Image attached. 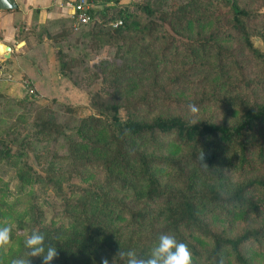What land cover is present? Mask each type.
Wrapping results in <instances>:
<instances>
[{
  "label": "trees",
  "instance_id": "trees-1",
  "mask_svg": "<svg viewBox=\"0 0 264 264\" xmlns=\"http://www.w3.org/2000/svg\"><path fill=\"white\" fill-rule=\"evenodd\" d=\"M88 1L102 5L93 6L89 20L77 28L71 16L30 24L45 31L59 73L69 79L76 65L89 62L86 52L77 48L80 40H88L94 49L117 47L119 62L108 67L110 61L101 60L93 65L96 72L92 73L108 81L114 90L112 99L93 92L90 105L95 114L78 117L71 104L53 98L51 105L37 106L22 131L13 122L0 133V161L17 168L21 188L46 186L59 197L63 212L59 223H45V208L34 193H29L16 218L0 209V227L9 226L12 237L14 228L7 223L12 217L19 234L17 244L26 252L28 236L33 231L44 234L45 247L53 243L57 248L58 257L52 264H102L100 255L105 253L114 264H121L119 250L145 256L165 233L188 246L192 264H254L245 250L264 254V98L257 103L264 95V50L253 42L254 36L264 42V0H258L255 7L241 5L238 0L233 4L230 0H208L209 4L206 0H185L179 8L170 9L152 0ZM136 12L147 17L139 26L133 19ZM18 20L13 23L16 28L26 25ZM194 24L202 30L190 31ZM137 26L143 34H130ZM72 31L78 32L73 42L78 40L71 55L66 48ZM157 33L169 38L164 49L174 35L183 37L181 43L195 65L202 60V67L209 68L219 80L197 93L194 85L198 81L188 77V68L171 73L166 80L153 68L145 75L141 58L148 55V47L143 42ZM45 39L37 36L39 44ZM233 40L237 44H229ZM18 59L23 70L33 65L34 58L26 48ZM252 66L255 75H251ZM35 69L40 77V69ZM16 72L18 78L23 74L30 79L27 86L32 90L31 76L14 69ZM144 75L151 79L149 84L140 82ZM134 79L140 81L134 94H128ZM71 82L78 84L75 79ZM184 89L192 95H177ZM246 98L251 99L250 106ZM189 104L198 109L215 106L227 112L238 110L240 114L234 122L226 123L212 117L196 119L158 111L161 105L190 111ZM33 139L62 142V151L49 154L47 148L45 153H34L40 171L30 155L35 152ZM168 146L172 149L163 153ZM87 171L91 175L98 172L101 184L74 180L85 178ZM232 173L238 177L233 179ZM114 187L136 194L147 205L160 206L154 219L161 222L150 219L144 225L151 218L147 211L112 193ZM8 193L0 186L1 195ZM1 195L0 207H11ZM206 204H210L209 217L214 220L231 224L244 216L252 224L228 234L205 219ZM121 221H127L132 229ZM14 257L13 251H1L0 264H11ZM29 261L42 264L40 257H29Z\"/></svg>",
  "mask_w": 264,
  "mask_h": 264
},
{
  "label": "rangeland",
  "instance_id": "rangeland-1",
  "mask_svg": "<svg viewBox=\"0 0 264 264\" xmlns=\"http://www.w3.org/2000/svg\"><path fill=\"white\" fill-rule=\"evenodd\" d=\"M141 1V0H135ZM147 2V0H142ZM157 2L164 9H170L172 7L179 8L184 3L185 0H152ZM210 1V0H209ZM216 3V0H211ZM241 5L255 7L259 4L258 0H238ZM206 4L208 0L205 1ZM102 5V3H99ZM134 21L138 23V26L142 23H145L147 17L139 12H136L134 15ZM262 25V24H259ZM136 27L133 31H130V34H143V30H140L139 27ZM0 27H1V19H0ZM207 28V27H206ZM204 28V29H206ZM72 29V28H70ZM190 31L202 30L198 25L194 24L190 27ZM50 31H56L54 28H50ZM8 32V31H7ZM74 32V31H72ZM12 39L10 41L4 40L3 30L0 28V42L3 45H8L11 47V55L8 58H5L4 54L8 53L5 49L0 53V133H3L6 128L11 125L13 122L19 131H22L26 128L34 115L37 106L51 105L52 99H56L60 103H69L73 106L75 116L85 117L91 114H95V110L90 105V97L91 94L95 91H100L101 94L106 99H112L111 94H113V88L109 86L108 81L105 83L103 77L99 74L98 76H93L92 73L96 72V68L93 66L94 64H98L101 60L110 61L108 64L112 67V63L114 61L119 62L120 57L117 54V47L115 46H103L99 49H94L90 46V42L86 39L80 40L81 44L77 47L82 52H86L89 62L87 64L76 65L73 72L70 73V79L68 77H63L59 73V69L57 67V63L55 64V59L51 53V49L49 48L50 42L48 37L45 36V31H42L39 25L34 24H22L18 28L10 30L8 32ZM78 34V32L72 33V36L68 39L66 48L67 53L73 54V42L74 37ZM37 36L40 37L42 41L41 44L38 43ZM184 38L178 35H174L170 40L169 44L164 49V45L168 39H164V37L160 34H154L152 40L145 38V42H143L144 46H147L148 55L143 56L141 58L142 67L146 70L145 75H150L149 68H153L159 72L160 75L163 76V80L168 79L171 73H177L180 70L187 69V75L192 80H197L198 83L195 86L197 93L200 91L206 90L211 82L215 84L219 78L212 73H209V68L202 67V60L199 62V66L195 65L191 58L187 55V51L184 49V45L181 43ZM226 43L228 41H225ZM237 42L233 40L229 42V44H233ZM254 45L260 47L264 50V42L261 37L254 36L253 37ZM72 43V44H71ZM170 47V49H168ZM25 49L30 51V54L34 58L32 62L33 65L27 66V70H23L21 65V59H18V55L21 49ZM150 56V58H149ZM200 56V55H199ZM248 58V57H247ZM7 59H12L13 61H7ZM249 64L253 63L250 59H248ZM39 68L40 77L37 75V71L35 68ZM14 69H18L23 71L24 73H28L32 78L33 89L29 91V87L27 83L30 82V79L21 75V78H18L19 72L13 73ZM85 69H89L90 71H86ZM251 75L256 74L255 66L251 67ZM213 72V71H212ZM258 73V71H257ZM143 76L140 80H136L131 82V90H127L128 94H134L136 85H138L139 81L143 84H149L151 79L147 76ZM14 76L16 78H14ZM71 79H75L78 84L74 85L71 82ZM31 83V82H30ZM182 84L181 86H183ZM143 86V85H141ZM180 86V87H181ZM138 88V87H137ZM211 89V88H210ZM177 95H181L184 98L192 95V91L189 89H184L177 93ZM264 98L259 97L257 103H260V100ZM122 99V98H121ZM251 99L246 98V105H251ZM158 111L169 112L171 114H185L187 116L193 115V118H206L212 117L217 120V122L225 121L226 123L234 122L240 111H225L217 109L215 106H206L201 109H198L196 113H192L191 111L181 110V109H169L165 106H159ZM59 119L65 120V117L62 114L57 115ZM25 132V131H24ZM23 135V134H22ZM62 142H55L53 140L45 141V140H32V146L35 149V152L31 153L32 164L37 170H41L40 164H37L35 159L33 158L34 153H41L42 151L45 153L49 151V154H52L55 151H62ZM172 149V146L166 147L162 152H168ZM45 164L43 163V166ZM17 168L15 166L10 165L6 161H0V186L6 187L9 191L7 195H1L2 198L8 203L9 206H1V210H5L9 213H12V217L16 218L17 211L22 210V205L25 201L26 195L29 193H34L37 196V200L42 206L45 208L44 221L45 223H59L62 219V209L60 207V199L59 197L51 190H49L44 185H35L30 186L27 185L24 189L21 188L19 181L16 179ZM90 171L85 173L86 177L81 179L76 177L74 180L78 181L80 184H87L89 182H93L94 184H101L102 176L96 172L93 175L90 174ZM231 177L233 179L237 178L238 175L236 173H232ZM87 178H89L87 180ZM115 195L124 198L132 207L139 208L142 207L145 211H147V215H150L151 218L144 222V225L150 219H153L157 222H161L160 220L154 219L158 216V210L160 206L157 205H147L143 199L136 194H132L129 192L120 191L119 188H112ZM19 199V202H18ZM44 199V200H43ZM94 205H97L98 202L96 199H91ZM211 210L210 204H206L205 206V219L211 221V224L217 229H225V232L228 234H235L242 228L248 227L251 225V221L247 219V217L238 216L235 221L231 224L228 222H222L220 220H214V218L209 217V213ZM9 219L7 222L10 224L13 230V236L11 237L10 243L4 248H0V253L5 252L6 254H10L11 251L14 252V256L18 257L19 255L25 256L26 251L20 248L17 244L18 239V231L16 229V225L14 221ZM164 217V214H162ZM120 223H124L131 230L132 227L127 225V221H121ZM247 255L251 257V260L254 264H264V254H259L256 250L250 248L245 250ZM15 258V257H14ZM36 259L38 257H32ZM100 258L103 260L106 258L109 261V264H114L111 257H109L106 253L101 254ZM117 264V262H115Z\"/></svg>",
  "mask_w": 264,
  "mask_h": 264
},
{
  "label": "clouds",
  "instance_id": "clouds-1",
  "mask_svg": "<svg viewBox=\"0 0 264 264\" xmlns=\"http://www.w3.org/2000/svg\"><path fill=\"white\" fill-rule=\"evenodd\" d=\"M7 2V0H5ZM192 113H196L198 108L194 104L188 105ZM206 166V165H205ZM11 228L9 226L0 227V248H4L11 241ZM27 249L26 257L20 256L11 260V264H30L29 257H40L42 264H52L58 257L55 244L48 243L45 247L44 234L33 231L24 241ZM121 264H192V254L188 246L178 241L174 235L161 234L157 243L145 256H138L135 251H120L117 253ZM102 264H109L108 259H104Z\"/></svg>",
  "mask_w": 264,
  "mask_h": 264
},
{
  "label": "crops",
  "instance_id": "crops-1",
  "mask_svg": "<svg viewBox=\"0 0 264 264\" xmlns=\"http://www.w3.org/2000/svg\"><path fill=\"white\" fill-rule=\"evenodd\" d=\"M15 2L17 5L15 10H11L10 12L9 10H0V28L3 30L4 40L6 41L12 39V36L8 32L16 29V27L13 26L15 18H19L18 21L26 24L33 22L42 24L50 19L68 18L72 11V7L68 4V0H15ZM93 6L100 5L96 3L92 5V7ZM0 45L3 44L0 42ZM19 53H23V48Z\"/></svg>",
  "mask_w": 264,
  "mask_h": 264
},
{
  "label": "built area",
  "instance_id": "built-area-1",
  "mask_svg": "<svg viewBox=\"0 0 264 264\" xmlns=\"http://www.w3.org/2000/svg\"><path fill=\"white\" fill-rule=\"evenodd\" d=\"M68 4L72 7L70 16L74 19L73 25L75 28L89 20V11L92 8V3L88 0H68ZM119 23H115V26Z\"/></svg>",
  "mask_w": 264,
  "mask_h": 264
},
{
  "label": "water",
  "instance_id": "water-1",
  "mask_svg": "<svg viewBox=\"0 0 264 264\" xmlns=\"http://www.w3.org/2000/svg\"><path fill=\"white\" fill-rule=\"evenodd\" d=\"M230 3L233 4V0H230ZM17 8L15 0H0V10H15ZM8 53H5V58L10 57L11 55V47L8 45H3Z\"/></svg>",
  "mask_w": 264,
  "mask_h": 264
},
{
  "label": "bare ground",
  "instance_id": "bare-ground-1",
  "mask_svg": "<svg viewBox=\"0 0 264 264\" xmlns=\"http://www.w3.org/2000/svg\"><path fill=\"white\" fill-rule=\"evenodd\" d=\"M3 50H4V46L0 45V53H2Z\"/></svg>",
  "mask_w": 264,
  "mask_h": 264
}]
</instances>
